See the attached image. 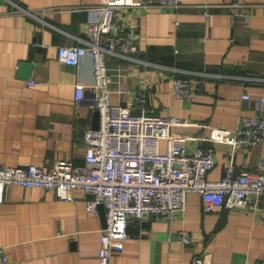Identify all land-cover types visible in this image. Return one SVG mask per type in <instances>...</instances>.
<instances>
[{
	"label": "crops",
	"instance_id": "1",
	"mask_svg": "<svg viewBox=\"0 0 264 264\" xmlns=\"http://www.w3.org/2000/svg\"><path fill=\"white\" fill-rule=\"evenodd\" d=\"M82 0H0V163L26 166L66 159L84 163V130L95 127L92 63L57 58V47L88 38ZM180 0L178 7L119 6L117 21L137 38L136 59L106 57L111 100L134 113L176 115L189 123L173 131L208 135L212 126H237L243 115L264 113V0ZM201 82L191 99L173 94V79ZM34 81L33 84H29ZM85 87L80 102L75 84ZM146 92L144 107L135 92ZM122 89V91H119ZM250 94L245 99L242 94ZM199 140H187L192 149ZM212 179L223 176L230 146L214 143ZM235 172L264 170V141L232 155ZM61 200L43 187L12 184L0 202V246L10 264H99L101 212L90 210L82 189ZM257 203L264 207V195ZM185 230L187 243L177 238ZM197 255L219 264H253L264 257V223L254 208L206 211L189 192L172 219L130 216L127 237L111 264H194Z\"/></svg>",
	"mask_w": 264,
	"mask_h": 264
},
{
	"label": "built area",
	"instance_id": "2",
	"mask_svg": "<svg viewBox=\"0 0 264 264\" xmlns=\"http://www.w3.org/2000/svg\"><path fill=\"white\" fill-rule=\"evenodd\" d=\"M130 5L178 7L180 0H82L76 8L87 12L88 38L57 47V58L63 63L77 65L83 56L92 63L90 88L99 125L84 130V163L75 165L66 159L48 165L0 163V202L5 188L16 184L52 189L61 200H73V191L82 189L90 195L86 198L90 210L97 212L99 204L103 205L105 226L100 233L99 264H111L113 253L127 237L130 216L172 219L185 210L189 192L200 194L206 211L254 208L264 223V207L257 203L258 197L264 195V170L236 173L232 160L236 151L264 141V113L243 115L234 128L212 126L208 135L189 137L173 131L174 126L189 123L188 119L144 110L134 113L130 105L112 102L107 55L136 59L134 54L138 51L135 33L117 21V7ZM230 6L239 13L243 2L236 0ZM84 87L81 81L75 84L76 102L82 100ZM201 90L199 81L188 77L173 79L172 91L177 97L191 99ZM242 97L251 98L248 93ZM146 98L145 90L140 88L133 102L144 107ZM259 100L262 102L264 97ZM190 138L199 140L192 149L187 145ZM214 143L230 146L224 174L216 179L208 177L215 164ZM177 238L187 243L190 235L181 230ZM0 264H10L1 246ZM194 264L219 263L197 255ZM253 264H264V257Z\"/></svg>",
	"mask_w": 264,
	"mask_h": 264
},
{
	"label": "water",
	"instance_id": "3",
	"mask_svg": "<svg viewBox=\"0 0 264 264\" xmlns=\"http://www.w3.org/2000/svg\"><path fill=\"white\" fill-rule=\"evenodd\" d=\"M95 119H96V121L99 120V114H98V110L97 109L95 110ZM98 125H99V121H98V124L95 127H98ZM98 207H99L100 212H101L103 226H105V211H104V207H103L102 204H99Z\"/></svg>",
	"mask_w": 264,
	"mask_h": 264
}]
</instances>
